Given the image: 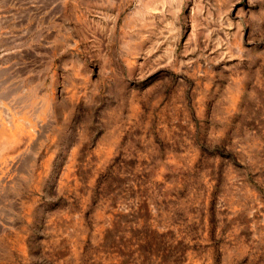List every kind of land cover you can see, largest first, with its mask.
Wrapping results in <instances>:
<instances>
[{
  "label": "rangeland",
  "instance_id": "rangeland-1",
  "mask_svg": "<svg viewBox=\"0 0 264 264\" xmlns=\"http://www.w3.org/2000/svg\"><path fill=\"white\" fill-rule=\"evenodd\" d=\"M7 113L0 264H264V0H0Z\"/></svg>",
  "mask_w": 264,
  "mask_h": 264
},
{
  "label": "bare ground",
  "instance_id": "bare-ground-1",
  "mask_svg": "<svg viewBox=\"0 0 264 264\" xmlns=\"http://www.w3.org/2000/svg\"><path fill=\"white\" fill-rule=\"evenodd\" d=\"M16 115H14L12 113H7V116L5 118L0 116V123H1L2 127L8 128V132H10V133L17 132L19 130L18 123L20 124V121ZM29 125L32 127L33 123L29 122Z\"/></svg>",
  "mask_w": 264,
  "mask_h": 264
}]
</instances>
